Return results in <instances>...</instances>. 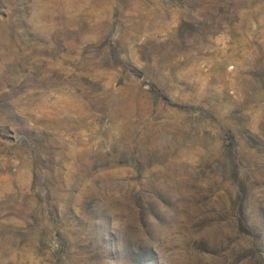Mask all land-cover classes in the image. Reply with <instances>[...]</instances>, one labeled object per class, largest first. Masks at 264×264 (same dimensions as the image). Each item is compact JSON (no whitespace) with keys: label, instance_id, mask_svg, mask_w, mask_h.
<instances>
[{"label":"rangeland","instance_id":"obj_1","mask_svg":"<svg viewBox=\"0 0 264 264\" xmlns=\"http://www.w3.org/2000/svg\"><path fill=\"white\" fill-rule=\"evenodd\" d=\"M0 264H264V0H0Z\"/></svg>","mask_w":264,"mask_h":264},{"label":"bare ground","instance_id":"obj_2","mask_svg":"<svg viewBox=\"0 0 264 264\" xmlns=\"http://www.w3.org/2000/svg\"><path fill=\"white\" fill-rule=\"evenodd\" d=\"M58 108V107H57Z\"/></svg>","mask_w":264,"mask_h":264}]
</instances>
